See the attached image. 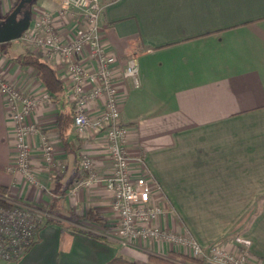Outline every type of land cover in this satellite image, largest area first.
I'll return each instance as SVG.
<instances>
[{
  "label": "crops",
  "instance_id": "obj_1",
  "mask_svg": "<svg viewBox=\"0 0 264 264\" xmlns=\"http://www.w3.org/2000/svg\"><path fill=\"white\" fill-rule=\"evenodd\" d=\"M108 1L99 20L101 41L116 58L113 75L127 127V154L143 158L158 186L156 198L168 211L157 224L189 235L203 249L224 238L225 248L234 253L233 240L239 237L247 242L246 264H264V0ZM18 2L0 0V23ZM59 7V0H34L28 28L49 13L59 40L71 41L85 24ZM6 43H0V75L37 100L27 123L48 136L53 164L46 167L38 135H32L27 139L31 166L44 188L9 171L16 153L10 113L0 96V186L70 230L64 239V227L44 225L14 264H104L117 255L148 264L149 255L181 254L180 248L158 241L114 235L117 221L104 181L111 166L102 134L89 129L77 135L72 124L73 150L66 152L56 123L71 102L58 60L20 38ZM24 49L58 73L65 89L60 104L50 101L32 68L9 59ZM127 58L137 61L138 88L120 77ZM74 59L93 70L85 54ZM101 106V100L91 101L87 113L94 116ZM83 156L91 160L98 181L72 194L75 180L86 176L80 169ZM88 211L94 220L85 218Z\"/></svg>",
  "mask_w": 264,
  "mask_h": 264
},
{
  "label": "built area",
  "instance_id": "obj_2",
  "mask_svg": "<svg viewBox=\"0 0 264 264\" xmlns=\"http://www.w3.org/2000/svg\"><path fill=\"white\" fill-rule=\"evenodd\" d=\"M59 5L61 12H70L85 24V28L75 38L62 43L51 24V15L44 12L31 27L22 32L20 39L48 59L58 60L61 79L70 91L72 124L77 135L89 129L102 134L111 166L104 181L111 196L110 211L117 221L114 235L127 241L165 243L180 248L182 255L198 258L209 264H246L247 249L231 253L224 250L223 243L219 241L206 251L189 235L175 233L157 224L158 219L168 211L163 209L156 198L158 186L146 171L143 158L127 154V127L121 122V105L113 75L116 58L106 51L100 36L102 3L100 0H59ZM82 54L88 56L93 63L92 71H88L79 60L74 59ZM120 77L129 80L134 88L139 87L135 58L125 60ZM0 96L10 113L16 153L9 171L19 172L28 185L44 188L32 170L31 149L27 141L29 136L38 135L43 161L46 167L52 166L53 150L48 136L27 123L37 100L5 81L1 75ZM99 100L101 108L94 116H90L86 110L87 104ZM132 163L137 167L134 168ZM80 169L86 176L75 180L71 188L72 194L81 188H89L98 181L88 157L81 158ZM47 216L44 210L22 203L9 193L0 195V260L17 262L35 241ZM236 242L247 246V242L239 237Z\"/></svg>",
  "mask_w": 264,
  "mask_h": 264
},
{
  "label": "trees",
  "instance_id": "obj_3",
  "mask_svg": "<svg viewBox=\"0 0 264 264\" xmlns=\"http://www.w3.org/2000/svg\"><path fill=\"white\" fill-rule=\"evenodd\" d=\"M34 0H32L29 4H26L18 13V16L23 15L24 12H29L30 6ZM103 4L105 0H100ZM113 0H109L111 2ZM10 42L6 43L5 45H9ZM8 56V55H7ZM9 59L18 63L22 67H29L32 68L35 72V78L41 84L43 89L47 92L48 98L50 101L57 105L61 103V99L65 93L64 86L62 84L61 79L58 76L56 70L49 65L48 63L44 62L39 56H37L33 51L29 49H24L21 52L15 54L14 56H8ZM72 106L68 107V109L59 112L57 117L56 123V130L58 136L63 144V148L66 152L73 150V142L71 141L70 135L72 132ZM7 189L0 186V195L7 194ZM54 200L51 202V206L49 209H53L54 207ZM49 213V212H48ZM85 218L89 221H92L96 218V215L93 214L92 211H88ZM56 222L54 219L47 216L44 221V225ZM60 228L64 227V224L61 222H56ZM77 231H82L79 229H75ZM83 232V231H82ZM86 234L94 237V238H101L97 235H94L90 232H85ZM36 239L33 244L24 252L26 253L35 243ZM104 264H138L131 260L126 259L121 255H117L109 259ZM148 264H205L203 260L198 258H193L190 256L178 254L171 252L169 256H158V255H149L148 256ZM208 264V263H206Z\"/></svg>",
  "mask_w": 264,
  "mask_h": 264
},
{
  "label": "water",
  "instance_id": "obj_4",
  "mask_svg": "<svg viewBox=\"0 0 264 264\" xmlns=\"http://www.w3.org/2000/svg\"><path fill=\"white\" fill-rule=\"evenodd\" d=\"M32 0H19L16 7L8 15V17L0 23V43L14 41L20 38L30 22L28 12H25L19 19H17L19 11Z\"/></svg>",
  "mask_w": 264,
  "mask_h": 264
},
{
  "label": "rangeland",
  "instance_id": "obj_5",
  "mask_svg": "<svg viewBox=\"0 0 264 264\" xmlns=\"http://www.w3.org/2000/svg\"><path fill=\"white\" fill-rule=\"evenodd\" d=\"M17 40H19V39H17ZM16 40V41H17ZM14 199H16L15 197H14ZM18 200V199H17ZM20 202H22L23 203V201L22 200H19ZM255 211H256V213H258V208H256L255 209ZM45 221V220H44ZM44 224V223H43ZM42 229V228H41ZM40 229V230H41ZM84 229V228H83ZM63 230H64V236H63V238L65 239L66 238V235H67V233L68 232H70V230H69V228H68V226H66L65 225V227L63 228ZM37 238V237H36ZM236 238H238V237H235V239L233 240L234 242V244L236 245V248H235V251H234V253H240L241 251V249L243 248V249H247V246L245 247V246H241L239 243H237L236 242ZM219 241H221L223 244H222V247H223V249L224 250H226V251H228L226 248H225V243L223 242L224 241V238L223 239H219V240H217L215 243H217V242H219ZM214 243V244H215ZM213 245V244H212ZM209 249V248H208ZM208 249H205L206 251H208ZM228 252H230V251H228ZM209 252H207V254H208ZM25 254V253H24ZM23 256V255H22ZM15 262H6V261H2V260H0V264H14ZM205 263V262H204ZM206 264V263H205ZM209 264V263H208Z\"/></svg>",
  "mask_w": 264,
  "mask_h": 264
}]
</instances>
